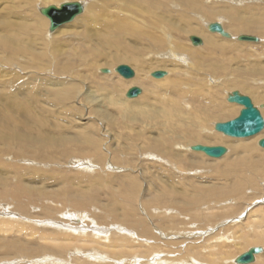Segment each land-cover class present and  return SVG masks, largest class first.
I'll list each match as a JSON object with an SVG mask.
<instances>
[{
	"label": "rangeland",
	"instance_id": "1",
	"mask_svg": "<svg viewBox=\"0 0 264 264\" xmlns=\"http://www.w3.org/2000/svg\"><path fill=\"white\" fill-rule=\"evenodd\" d=\"M41 1L0 0V209L38 221L49 217L62 234L79 227L86 231L83 238L99 235L100 242L88 249L99 253L108 252L102 245L112 244V232L127 234L133 240L131 257H110L108 264L175 262L185 253L180 234L202 230V213L224 219L240 215L237 225L245 226L239 235L250 233L253 225L246 221L256 224L264 214V149L258 146L264 130L257 137L232 138L213 124L239 115L240 106L225 98L228 92L250 97L264 115V36L259 27H250L252 34L245 35L260 42H231L210 33L206 24L221 23L229 34L239 35L240 13L261 19L263 0H124L125 5L108 0V6L106 0H61L54 5L84 2L88 12L91 4L97 19L84 11L59 34L49 33ZM202 8L223 13L201 19ZM121 19L126 28L117 33ZM107 20L112 28L103 26ZM188 35L204 44L208 35H217L218 48L194 47ZM170 52L189 60L162 56ZM172 61L180 66L172 67ZM120 65L135 76L165 71L167 80L148 74L134 85L143 97L127 103L126 79L114 72ZM242 140L257 150L239 152L234 143ZM200 144L224 146L228 153L213 159L189 148ZM16 191L31 193L21 201ZM19 206L30 207L29 214ZM80 212L83 216H66ZM202 238L182 248L216 251ZM70 258L62 261L73 264Z\"/></svg>",
	"mask_w": 264,
	"mask_h": 264
},
{
	"label": "bare ground",
	"instance_id": "2",
	"mask_svg": "<svg viewBox=\"0 0 264 264\" xmlns=\"http://www.w3.org/2000/svg\"><path fill=\"white\" fill-rule=\"evenodd\" d=\"M59 1H61V0H44V1H41L43 3H41V2L40 3L45 4L46 7H48L51 5V3H53L52 5H54V2H59ZM107 1L108 0H106V6H108V4H110V3H107ZM119 1L120 0H118V3H116V4L125 5L124 0H122L121 3ZM151 1H154V0H150V1H146V2H151ZM165 1L166 0H159V2H162V3H164ZM240 2L242 3V1H240ZM80 3L83 4L84 8H87L86 4L84 2H80ZM194 3L199 5V3H196V2H194ZM237 3H239V2H237ZM263 3H264V0H263ZM60 4H57V6H59ZM207 8H204V9L202 8V9L198 10L200 12L199 18L202 19L203 15H207L208 19L210 18L212 20V19L216 18V17L213 18L214 16L221 15V13H223L221 11V9H213L212 10V8H211V11H210ZM94 9L95 8L90 4L88 7V12H87V9L84 10L87 12L86 15H89L90 20H93V21L97 19V17L93 18ZM240 9H242V8H240ZM251 9H253V8H251ZM241 11H243V10H241ZM248 12H247V14H248ZM253 13L256 14L255 12H253ZM40 14H41V11H40ZM241 14H242V12L240 13V33H239V35L238 34L237 35L232 34L233 35L232 36L231 34H229L228 38L224 37L225 39H232L231 42H234V41L251 42V41L239 40V37L244 36L245 33L252 34L250 29H248L250 27H259L258 29H259V31H261V35L264 36V16L261 19L257 18V17L255 18V16H254V18L248 19V18H244L243 15H241ZM112 17L113 18H119L118 15H113ZM47 20L50 23V20L48 18H47ZM47 20H46V22H47ZM76 22H74L73 24H75ZM214 23H217V22H214ZM214 23L211 22V23L206 24V29L209 31L210 25L214 24ZM219 24H221V23H219ZM50 25H51V23L49 24V33L53 34L54 32L53 33L50 32ZM65 26H67V25H65ZM65 26L58 28L56 30L57 32L55 31L56 34L61 33L62 28H64ZM103 26H106L107 29L112 28L114 26V23L113 22L108 23V20H107V21H105V24ZM122 28L125 30L126 27H125V24L123 23V21L121 19L118 21L117 26L115 28V31L117 33H122V31H124ZM104 29H106V28H104ZM66 30L67 29H65V31ZM192 32L196 33V34L202 33L201 31H198L196 29H193ZM209 32L212 33L211 31H209ZM214 34H219V33H214ZM249 34H247L245 36H249ZM219 35L221 37H223L221 34H219ZM216 36L217 35H208L206 38H204L205 44L203 42L202 45H200V46H194L193 45V43L191 42L192 36L188 35V37H189L188 40L191 43V45L194 47L203 46L202 48L204 50H206L208 52H214L218 48L217 45L219 44V41H218V39H216L217 38ZM168 39H170V37H168ZM145 40H147V39L145 38ZM262 41H263V39H262ZM259 42H260V40H259ZM253 43H258V42H253ZM242 44H244V43H242ZM247 46L251 47L253 45L249 44ZM262 46H263V50H264V44ZM161 52H163V51H161ZM166 55H167V57L172 56V59H175L180 63L181 62L186 63L189 60L188 56L185 54H180V55L178 54L177 56L172 54V52H170L168 54H166V53L162 54V56H164V57ZM131 61L133 63H136V64L140 63L142 69L145 68V65L143 63L139 62V60L137 58L132 57ZM172 62L173 63L170 64L172 67L178 68L180 66L176 61H172ZM116 68H115L114 72L117 73L118 75H120L116 71ZM148 71H151V70H148ZM148 71H145V75H142V74L137 75L136 74V76H134L133 78L126 79V81H123L127 85V89H128V90H126V94L131 88L136 87L134 85H138L137 83L139 81L146 80L148 78V74L152 78H154L152 76V74L154 72L152 73V71L151 72H148ZM100 72L103 73L102 70H100ZM110 73H106V74H110ZM103 74H105V73H103ZM165 77L167 78V73H166ZM163 78H159V79L154 78V79L160 80ZM166 78L163 80H160L159 82H163V81L167 80ZM132 85H133V87H132ZM140 89L142 90V88H140ZM234 92H238V91H234ZM234 92L226 93V97H225L226 100ZM238 93H240V92H238ZM126 94H125V97L127 98ZM240 94L243 95L242 93H240ZM143 95H144V93L142 91V93L138 97L133 98V100H131L132 98L131 99L128 98L129 100L128 101L125 100V101L127 103H133V102L139 100L140 98H142ZM244 96H246V95H244ZM227 102H228V100H227ZM228 103H230V102H228ZM259 103H258V105H259ZM230 104H235V105L240 106V112L238 115V116H240L241 111L245 108V106L239 105L237 103H230ZM253 104H254V102H253ZM256 105H254V106L256 107ZM263 114H264V112H263ZM220 123H222V122H220ZM216 124L217 123L213 124L214 129H215ZM263 130H264V127L256 135L261 133ZM215 131H216V129H215ZM216 132H219V131H216ZM219 133H222V132H219ZM222 134L225 135L224 133H222ZM256 135H254V136H256ZM225 136H228V135H225ZM254 136H250V137L253 138ZM228 137H230V136H228ZM250 137H246V138H250ZM219 138H220V136H219ZM232 138H235V137H232ZM250 140H242L243 142L240 144L234 143L235 149H237L239 152H242L244 150H250V151L257 150L250 143L251 142ZM261 140H259V141H261ZM218 142H220V141H218ZM194 146H196V145H194ZM258 146H259V142H258ZM192 147L193 146L189 147L191 151H193ZM259 147H261V146H259ZM193 152H197V151H193ZM200 153H202V152H200ZM227 153H228V149H227V152L221 158L223 159ZM210 158H212V157H210ZM213 159H220V158H213ZM26 193H31V192H23V191L17 192L16 191L14 194V197L16 200L20 199L22 201L23 195H25ZM8 195H10V194H8ZM11 201H12V199H11ZM18 204H19V202H18ZM19 207L22 208V211H24V213L29 214V212H28L29 208L31 207V209H32L33 205H31L30 207H25V206H19ZM17 210H20V209L17 208ZM71 213H73V212H71ZM210 213L211 212L202 213L201 215H204V217L199 218V220L202 219V222H201L202 225L200 228L202 230L194 231V232H186L188 234L185 235V233H184V236L182 234H180L182 236L181 238H184L181 240V242H184V244L186 245L188 240H191V242L192 241L197 242V240L200 239V237H203L202 240L204 239L203 241L204 242L206 241V243H207V245L205 243L204 246H209L211 248H213L215 246L214 248H216V249H214V248L213 249L216 251H212L211 253L206 254L204 252V250H202V247H200L198 245H197L198 247L192 246V247H187V249L186 248L183 249L182 248L184 246V244H183V245H180V248H181L180 250L182 251L181 253L185 252L183 254V256H180L179 259L176 258L177 260H174L175 262H172L173 258H172V260L168 259L169 262L167 261V258H166L165 262L162 259L164 264H239L238 258L240 257L241 254H244L246 250L248 251L250 248H252V246H256V245H263V247H264V214L261 215L259 221L257 219V222L263 221L262 224L257 223V222L255 224V221L253 219L249 218L246 221V223L253 225V226H251V232L250 233H243L242 236H240L239 235L241 232L240 228H242V226H245V225H237V224H240V219H239L240 215L239 216L236 215L237 217H234V218H231V217H233L235 215H233V216L230 215V216H226L227 218L224 219V217L221 216L220 214H218L219 216H216L217 214L215 215V213H213V215L211 216ZM165 215H167V214H164V216ZM66 216L74 218V217H78V216H83V213L80 212L79 214H76V213L66 214ZM146 217L147 216H145L144 218H140V219H142L145 222ZM220 217H221V219H218ZM45 219L46 220L38 221L36 219H31L27 216L26 217L22 216L21 214H19V211L14 213V212L9 211L8 209L1 208L0 209V264H9L8 263L9 260H13V259H17V258H22L26 264H66V263H64V261H62V259L63 258L67 259L70 256H71L70 261L73 260V264H108V263H104V261L110 257H113L114 259H118L121 257H129V256L131 257V255L133 253L132 250L129 248L130 245H128L133 240H128L127 234H119L116 232H112L111 238H113V240H114L112 242V244L102 245L103 249L105 248L106 250H108V252L99 253L98 251L88 250V249H90L89 246L91 245V243L100 242L99 239H101V237L99 235H93L92 234V235H89L88 237L83 238L86 231H82V229H79V227H77V228L73 227L71 229V231L66 232L67 234L66 233L62 234L61 233L62 231H60L61 226L53 227L52 222L50 221L49 217L48 218L45 217ZM151 219H153V218L151 217ZM209 220H211V221H209ZM215 220H217V221H215ZM221 220H223V221H221ZM148 222H149V225L152 224V227L154 228L155 225L152 223V221L149 220ZM210 223H212V224H210ZM242 224H244V223H242ZM235 225H237V226H235ZM232 227H237V229L234 230L235 232L231 231ZM189 229H191V228H189ZM204 229L206 230L205 232L203 231ZM206 234L210 235L208 237V239H206ZM115 236H119L118 238H120V239H118V238L114 239ZM194 236H196V237L198 236V238L194 239ZM106 237H109V236H106ZM125 237H127V238H125ZM9 238H11V239H9ZM210 239H212V240L209 241ZM213 239H215L216 241H213ZM118 240H120V242H118ZM82 241L84 242V244L80 245V243ZM191 242H189V243H191ZM86 244H88V245H86ZM168 244H170V243H168ZM188 246H190V245H188ZM117 248H119V249H117ZM150 250H146L145 252H143V254H145V255L148 254L150 252ZM106 253H109V254H106ZM151 253H152V251H151ZM189 254H191L192 256L188 257L187 255H189ZM186 256L188 258H186ZM152 261H153V258L150 260V262H152ZM122 262H124V261H122ZM153 262H155V261H153ZM254 262H252V263L253 264H264V253L262 252L260 254H255ZM118 263L120 264V262H118ZM136 263L137 262H135V264ZM10 264H15V263H10ZM148 264H152V263H148ZM153 264H156V263H153ZM159 264H163V263L161 262Z\"/></svg>",
	"mask_w": 264,
	"mask_h": 264
},
{
	"label": "water",
	"instance_id": "3",
	"mask_svg": "<svg viewBox=\"0 0 264 264\" xmlns=\"http://www.w3.org/2000/svg\"><path fill=\"white\" fill-rule=\"evenodd\" d=\"M85 8L80 2H65L63 4L50 5L45 8H41V14L50 20V32H55L58 28L65 24H68L76 19L79 15L83 14ZM209 31L212 33H219L223 37L228 38L229 33L226 32L223 26L219 23L211 24ZM241 41L259 42V38L254 36H241ZM191 42L194 46L202 45L203 41L197 36L191 37ZM116 71L125 79H131L135 76L134 71L127 65H120L116 68ZM103 73H110L108 69H102ZM152 76L154 78H163L166 76L165 71H155ZM142 93V90L138 87L131 88L126 96L127 98H136ZM228 102L237 103L245 106L241 111L240 116L226 123H217L215 125L216 131L222 132L225 135L235 138H246L256 135L264 127V121L258 108H256L252 102V99L248 96L241 95L238 92H234L228 97ZM259 146L264 148V139L259 141ZM193 151L202 152L212 158H221L226 152L227 148L224 146H204L196 145L192 147ZM264 248L255 246L250 248L244 254H241L238 258L239 264H251L255 260V254L262 253Z\"/></svg>",
	"mask_w": 264,
	"mask_h": 264
}]
</instances>
